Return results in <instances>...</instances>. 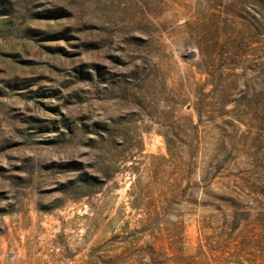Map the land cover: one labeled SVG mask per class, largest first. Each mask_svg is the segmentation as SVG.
<instances>
[{
	"label": "rangeland",
	"instance_id": "obj_1",
	"mask_svg": "<svg viewBox=\"0 0 264 264\" xmlns=\"http://www.w3.org/2000/svg\"><path fill=\"white\" fill-rule=\"evenodd\" d=\"M0 264H264V0H0Z\"/></svg>",
	"mask_w": 264,
	"mask_h": 264
}]
</instances>
